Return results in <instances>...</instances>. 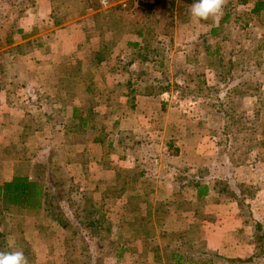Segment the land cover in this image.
Masks as SVG:
<instances>
[{"label": "crops", "instance_id": "crops-1", "mask_svg": "<svg viewBox=\"0 0 264 264\" xmlns=\"http://www.w3.org/2000/svg\"><path fill=\"white\" fill-rule=\"evenodd\" d=\"M233 1L223 0L221 13L206 21L194 22L189 15H186L183 22L175 20L177 32L169 42L171 44L174 42L172 48L175 49L178 44V34L186 36L187 41L180 43L183 47L180 51L185 53L186 63L194 65L198 62L187 55L189 49L194 47V40L200 36H214L212 33L214 30H218V35L225 30L223 26L236 25L238 21L236 8L228 4ZM241 2V8L251 12L244 13L253 16L248 20L253 19L252 23H255V15L261 14L264 9L255 12L258 2L256 0H241ZM53 8L52 0H40L36 9L29 8L28 14L21 17L19 22L24 33H31L32 36L18 41L14 37L13 43L0 48V52L5 55L7 53V56L0 55V66L7 65L8 69L0 72V183L11 181L16 174L37 179L36 171L39 165L37 163L47 162L49 158L45 152L53 150L54 154L50 161L60 162L58 159H61L64 165L73 168L75 176L88 177L90 184L96 183L91 191L97 190L100 181L105 182L107 188L116 186L120 171H125L129 176L139 169L143 172L144 169L147 170L146 174L150 173L149 171L156 174L153 179L151 178L153 186L146 185L149 191H154L157 196L162 192L168 194V197L176 194L178 192L176 166L182 161L184 164H191L187 162L189 161L187 154L191 153L188 150L192 148V141H205L206 145L210 139L209 133L205 132L206 129H201L200 136L194 134L193 129L190 128L192 125L188 119L189 115L182 114L179 107L161 103L160 97L166 92L161 94L145 92L143 82L132 77V72H120L121 68L118 64L127 60L122 59L125 56L122 49H118L117 52L114 47L115 49L110 51L117 53L118 58L114 56L108 60V57H104L99 60L98 52L101 49L94 52L96 40L92 38L84 22L79 24L75 19L54 24ZM175 17L177 19V16ZM44 21L48 23L46 28L43 27ZM178 25H181L180 33ZM233 28L236 29V26ZM238 30L239 34L242 33V38L246 31H249V22L239 26ZM50 35L51 38L48 37ZM38 36L43 37L40 45L34 46L25 54L9 55L10 48ZM249 39L251 37L248 34L246 40ZM127 40L124 37L120 38L116 47H126L129 42ZM243 41L238 39L236 47H240ZM87 46L91 47V52L87 50L89 49ZM208 52L210 51L206 50L205 54L208 55ZM71 58H77V63L78 60H82L83 65L87 62V69L83 67L81 75L74 77L78 83L76 88L71 84L66 86L69 77L62 80L60 74L53 71V67L56 69L62 63L66 67V59ZM113 60H118V67L113 66V72H110L112 75H106L108 85L102 87L100 81L103 78L98 69L108 66ZM199 60L203 59L200 57ZM98 63H101V66ZM11 64L14 66L19 64L20 72L11 73L9 71ZM132 65L133 61H129L128 67ZM134 81L137 82L134 83L136 88L133 86L135 91L130 92L132 91L130 83ZM251 92L248 91L247 95H252ZM58 96L64 98L53 99ZM98 116L104 118V123L99 122ZM176 140L181 149H178L179 153L173 154L167 144L176 143ZM254 142L256 143L253 145L261 146L259 141ZM106 147L110 149L105 150ZM211 154L212 151L202 160L208 161L213 157ZM165 161H168L167 167ZM87 164L88 167L85 168ZM236 168L238 172H242L240 182L256 186L254 198L250 199L246 194L244 205L251 203L254 215H260L261 221L264 222V154L261 155L258 151L250 155L247 153L239 155ZM161 169L166 172L162 173L164 176L162 185L159 182ZM84 187L77 191L81 193ZM138 191L143 190L138 189ZM196 191L195 187L190 191L193 192L192 198L195 199L190 202L197 205L196 208H191H195L192 210L195 214L186 211L184 219L170 215L165 222L170 228L164 230L173 231L172 233L178 231L188 233L190 229H199L195 235H191L192 230H190L188 236L182 238L187 241V245L191 242L195 246L196 242L197 248H200L199 250L195 248L194 254L188 256L186 244L184 246L180 244L179 248L182 247V251H179L178 258L181 254V264H248L240 261L253 257L258 251V243L254 238V227L247 221L248 217L243 213L242 206L234 200L223 198L219 200L213 191L200 200ZM252 205H255L256 209ZM205 208L207 210L203 212ZM11 209L9 207V211ZM19 211L26 214V210ZM30 212L38 216L40 213L43 214V208ZM9 215L18 216L16 213ZM24 217L28 221V216ZM151 219V223L156 224L154 218ZM124 223L120 222L119 226L123 227ZM160 235L161 233L156 232L153 236L158 243H161L162 235L161 237ZM153 259L157 261L154 254ZM177 262L178 259L174 258L166 264H177Z\"/></svg>", "mask_w": 264, "mask_h": 264}, {"label": "rangeland", "instance_id": "rangeland-1", "mask_svg": "<svg viewBox=\"0 0 264 264\" xmlns=\"http://www.w3.org/2000/svg\"><path fill=\"white\" fill-rule=\"evenodd\" d=\"M34 1L37 3L36 6L40 4V0H14V4L10 3L9 0H0V15L3 14L4 11L11 12L12 21L20 14L19 7H21L22 3L30 6ZM122 1H125V5L121 3ZM162 1L165 3L172 2L169 0ZM90 2H93V4H90L86 0L63 1V5L57 7L59 13L58 17L65 20V22L75 19L79 21V24L84 22L92 38L96 40L94 48L96 50H94V52L98 51L99 48H103V45L107 41L109 44L113 42L110 50L105 52L104 55V57H108V60L114 56L117 57V53L114 54L110 52L112 49L116 48L117 52L118 49H122L125 55L122 59H127L124 63L120 62L118 64V60H113L108 66L106 65L98 69L101 71L100 76L103 78L100 81L102 87L106 86V82H108L106 80L107 74L113 72V66L117 64L121 68L120 72H142L141 75L145 85L152 86L153 84L156 87V89H153L155 93H159L157 89L158 86L161 85L159 81L161 82L165 79H169L171 89L161 95V97L159 96L161 103L179 107L182 114L189 115L188 119L191 121L192 126L190 128L191 130L193 129V133L200 136L201 129H206L205 132L209 133L210 139L206 145L204 143L205 141H192V148L188 150V152L191 153L187 154L189 157V161L187 162L191 164H184V161H182L179 162L180 165L178 164L176 166L175 172L178 174L175 175V178L179 176V178L176 179L178 192L171 197H168V194L166 195L164 192L157 196L158 194H154V191H147L149 193L147 194L145 191L138 193L130 189L137 181L141 182V185H144L145 190H147L146 185L153 186L152 179L156 175L154 174L155 172L149 171L150 173L146 174L147 170L144 169L143 172H145V174H142V169H139L129 176L125 174V171H120L119 175H117L116 184L119 185L122 181H125L127 183L125 185H128L129 187L127 186V188L130 189L129 192H122L120 194L119 192L107 193L106 190L109 188L106 187V183L103 181L98 183L97 190L91 191L90 189H92L96 183L91 182L90 184V179H88V177L82 176L79 178L75 176L73 174V168L68 167L67 164L64 165L61 159L58 160L62 163L52 160L46 165L43 171L37 169L36 172H38V177H42L46 171L50 173L47 175L51 177L50 182H54L56 188L58 185L60 189L59 196L57 200L53 202V205L57 206L58 204L56 203H60L61 205L68 206L71 203L70 200L76 203H82L84 194L88 192L93 194L98 205L100 204L104 212H106L109 222L106 228L107 230L102 232V236H89V238H85L86 240L79 236L78 239L74 238L75 240L73 242L71 241L73 240L72 228L69 226L64 228L63 225L58 223V220H56L57 218H55L57 215L54 212V214H51V217H48L45 216L44 212L43 214L40 213V215L34 216L30 211H26L25 214V212H20L17 208H14L16 210L12 208L11 211H9V207L2 204L1 201L0 223H5V228L0 225V231L2 230L9 234L8 236L6 235L7 241L10 242L14 250H17L19 245H21L20 247L23 249L24 244H22V242L20 243L18 240L15 242L13 236L10 235V231L16 232L18 238H20V235L24 237L33 251L32 257L28 256L26 258L27 264H166L168 262H164V258L162 260L158 259V261L153 259V249L156 246L161 247V245L168 244L171 253L172 251L179 252L182 251V247L179 248L180 244L182 246L186 244L187 241L185 242V239L182 238L188 236V233L182 236V231L172 233L173 231H165L164 229L170 228L167 226L168 224H165L166 218L170 215L184 219L186 211L195 214L192 210H194L197 205L190 202L195 201V199L192 198L193 192H190L192 188H194V186L189 183L192 179V174L196 173L200 168L206 167L208 169V171L205 172L207 180L210 177H217L218 179L225 178V180L231 183V186L233 185L235 187L236 193L244 197L238 185L242 174V172L239 171V173L236 168L238 156L246 153L250 155L258 151H260L261 155L264 154V149L262 148L264 147V60H262L264 56V10L261 14L255 15L256 21L252 23L253 19L251 21L248 19L253 16L246 14L251 13L250 10L241 8V0H234L228 3L230 7L236 8V18L238 19V21L236 20V29L233 28L235 27L233 24H230L228 27L223 26L225 30L217 36H200L194 40V47L189 49V53L187 54L190 58L198 61L193 65L186 63L184 58L185 53L180 51L183 49L180 43L187 41L186 36L178 34V44L175 49L174 47L172 48L174 39L172 44L169 42L170 38L173 36L175 37V32H177V29H175L176 27L173 28L166 21L169 18V11H167L170 7L169 4L163 6L159 5L154 9L147 7L146 4H136L133 0H109L107 5H104L102 0H90ZM177 5L178 3L176 6ZM103 13H105V15ZM186 15H189L188 9L185 12L181 11L177 13L176 20L178 22H183L186 19ZM8 21L9 19L6 20V25H8ZM247 22H249V31H246L245 35L247 36L244 35L241 38L242 33L239 34L238 27ZM47 24L48 23L44 21L43 27L46 28L48 26ZM18 25L20 27V22ZM178 26V31L180 33L179 29L181 25ZM140 31H143L142 35ZM248 34L251 39L246 40ZM48 37L51 38V35ZM122 37H124L125 40L128 39L127 41L129 42L125 45L126 47L118 48L116 45H118ZM238 39L244 41L242 45L237 48L236 42ZM16 40H21L19 33L16 34ZM141 42L143 45H146L145 49L132 45V43ZM217 43H221L220 52L224 54V59L227 61L232 59L234 61L239 60L236 51L242 52L241 54L243 56H240V58H244L246 54L247 57L245 59L250 56V70L248 69L246 72H237L235 66L232 69V76L226 81H221L219 84V93L217 94L216 91L212 90V95L205 101L187 96L190 93H185L186 96H184L185 91L183 92L176 88L177 82L179 84H190L191 87H195L199 81L197 76H201V79L206 82L207 87H215L217 75L215 74L214 77L213 74L218 72L224 73V69L229 67V65H222V62L219 63V61H217L220 57L218 54H205L206 50H209V48L207 49L206 47L214 49ZM247 45H250L251 49ZM87 48L89 47L87 46ZM90 48L87 50L91 52L92 50H90ZM11 52H9V55H12ZM5 56H7V53ZM200 57L203 60H199ZM76 59L77 58L66 59L67 65L69 66L66 65L65 67L62 63L60 66H57L56 69L53 67V71L55 70L56 73L60 74L62 80L69 77L67 79L68 85L66 86L71 84V86L74 85L75 88L78 83L74 80V77H79L81 75L83 67L87 69V62L83 65L81 63L82 60H78L77 63ZM60 60L61 58L59 61ZM129 61H133L131 67H128ZM98 65L101 66V63H98ZM6 66L7 65H5V67ZM10 72H20V65L17 64L13 66L11 64ZM186 73L194 75L192 82L190 78L186 76ZM59 82L58 84L60 86L61 84ZM236 83H245L244 87L252 85L253 87L256 86L261 89L259 93L258 89H253L251 90V93H253L252 95L246 94L240 97V102L237 105V109H235L237 111L234 113L235 122L233 125L231 123V130H227L226 127L230 124L229 121L232 116H227L222 119L217 114V108L214 106L218 101L213 100V96L217 95L219 98H222L224 102H227L224 97H226V94L229 92L231 85H236ZM206 91L208 92V89H206ZM56 98L64 97L58 96L53 99ZM65 98L67 99V97ZM227 99L231 98L228 97ZM43 101L46 102L45 100ZM236 113L238 114L237 118ZM104 121L103 117L99 118L100 123H104ZM177 141L178 140H176V143L172 142V144H167L170 149L169 151H172L171 153L173 154L175 152V154L179 153L178 149H181L180 146L178 147ZM254 141H259L262 147L253 145L256 143ZM130 143L132 144V141ZM174 145L176 146L174 147ZM109 149L110 148H107L105 150ZM211 151L213 153L211 156L213 155V157L208 159V161H203V157L206 158ZM53 152V150L51 152H45L49 160H51L54 154ZM201 161L203 163H201ZM164 163L167 167L168 161ZM41 167L42 166H40V168ZM84 167L87 168L88 164ZM163 170L164 169H161V174L159 176L161 185L164 181L162 173H166ZM247 171L248 170H246V173L248 174ZM153 183L155 185V182ZM83 186H85L84 189L79 193L77 189L83 188ZM253 186L256 190V186ZM50 190L55 189L50 188ZM108 194H111L112 197H107ZM134 196L137 197V199H133ZM131 197L132 201L130 200ZM144 200L147 202L145 203ZM139 201L140 209L136 210L133 208V205L136 203L138 205ZM148 203L151 204V206L153 205V213L151 212V214H149L150 212L148 211ZM192 207L195 208L191 209ZM252 207L256 209L255 205H252ZM54 208L56 207L54 206ZM206 210L207 208H205L203 212ZM15 211H18V213ZM10 213H16L18 216H10ZM24 216H28V221ZM151 218H154L156 224L151 223ZM120 222H125V225L120 227ZM167 231L169 232L168 234ZM153 232L161 233V243L153 239ZM190 234H193V230ZM67 237L71 238L67 239ZM87 241L89 246H86L85 242ZM197 246L198 244H196V242L195 246H193L191 242L185 245L186 250L189 252L188 256L194 254ZM199 248H197V250H199ZM160 250L163 251L162 249ZM68 259L75 260V262L70 263Z\"/></svg>", "mask_w": 264, "mask_h": 264}, {"label": "trees", "instance_id": "trees-1", "mask_svg": "<svg viewBox=\"0 0 264 264\" xmlns=\"http://www.w3.org/2000/svg\"><path fill=\"white\" fill-rule=\"evenodd\" d=\"M63 1H68V0H52V3L54 5L53 14H52L54 24H60L62 21H65V20L60 19L58 17L59 13H58V8H57V7H59V5H63ZM86 1H88L90 4L91 3L93 4V2H90V0H86ZM9 2L14 4V0H9ZM192 2H193V0H177V1H172L169 3H165L162 0H158L155 4H146V5L149 8L155 9L159 5L163 6L165 4H167V5L169 4L170 7L167 10V11H169V18L166 21L169 23L170 26H172L174 28L175 27V20H176L175 16H176V14L181 12V11L185 12L187 9L189 10V7L192 4ZM177 3H178V5L176 6ZM9 6H11V5H9ZM29 8L31 10L36 9V2L34 1L32 3V5H30V6H27V4L22 3L21 7H19V13L20 14L17 15V17L12 21H11V19H12L11 18V12L4 11V13L0 15V21H1L0 22V48L5 47L6 45L13 43L14 39L16 38L17 33H19V35H21V38H27L28 36H32L31 33L30 34L24 33L23 29L21 27H19V25H18L20 18L28 14L27 10ZM262 9H264V2L260 0L256 4L255 12H257L258 10H262ZM9 10H10V8H9ZM103 14L105 15V13H103ZM7 19H9L8 25H6V23H5ZM217 31L218 30H214L212 32L214 36L217 35ZM171 33H170V35H171ZM140 34L142 35L143 31H140ZM42 40H43V37L38 36L36 38L29 40L28 42H24L22 44H18L16 46L10 48L8 52L12 51L11 52L12 55L25 54L26 52H28V50H31L34 46L40 45ZM111 45H113V42L109 44L108 41L103 45V48H101V50L98 52V59L99 60L104 59L105 52L110 50V48L112 47ZM132 45L136 46V47L139 46V47H141V49H145V47H146V45L139 44V43H132ZM220 49H221V46L219 43H217V46L213 50L209 49V51L211 53L218 54L220 57H219V59H217V61H219V63L222 62V65H229V67L224 69L225 70L224 73L223 72L216 73L217 79H216L215 87H207L206 82L201 79V76H199V77L197 76L199 81L195 87H191L190 84H188V85L179 84L177 82L176 88L180 89L183 92L185 91L184 94L190 93L187 96H189L193 99L198 98V99H202L203 101H205L208 99V97H210L212 95V90L216 91L217 94L219 93L218 92L220 90L218 88L219 84L221 83V81H226L227 79H229L232 76V69L235 66H236L237 72L238 71L239 72H246V71H248L249 68H251L250 56H249V58L245 59L247 57L246 53H244V54H246L244 56V58L243 57L240 58V56H243L241 54L242 52L236 51V54H238L239 60L234 61L232 59V60L227 61L224 59V54H221ZM210 52H208V54H210ZM3 54H5V53L0 52V55H3ZM256 63L258 64L257 61H256ZM0 68H1L0 72H3V71L5 72L6 71L5 69H7V66L5 67V66L1 65ZM9 71H10V69H9ZM141 74H142V72L132 73V77L138 78L140 81L144 82V79H142ZM186 76L190 78L191 82L193 81V79H194L193 74L186 73ZM154 81H156V80H154ZM169 81H170L169 79H165L161 82L159 81V83L161 85L158 86L157 89L159 90L160 94L167 92L171 89V83ZM134 83H137V82L134 81V82L130 83V87L132 88V91L130 90V92L135 91L134 88H136V87H135ZM244 84L245 83H236V85H233V86L231 85L229 92L226 94V97H224V99H226L227 102H224L223 99L219 98V96H217V95L213 96V100L218 101V103H216L214 106L217 108V111H218L217 114L222 119L224 117H227V116L228 117L232 116V118L229 121L230 124H228L226 127L227 130H231V127H232L231 123L233 125L235 122L234 113L237 111L235 109H237V105L240 102V97L243 95H246L248 93V91L253 90V89H258L259 90L258 93L260 92L261 88L259 89V87H256V86L253 87L252 85L244 87ZM143 85H144L145 92H154L155 93V91L153 89H156V87L153 84H152V86L151 85L147 86V85H145V82H144ZM133 86H134V88H133ZM206 89H208V92L206 91ZM159 93H156V94H159ZM184 96H186V94ZM228 97L231 99H227ZM235 104H236V108H235ZM237 117H238V114L236 113V118ZM236 122H237V120H236ZM50 162L51 161L48 160L45 163H40L38 165L39 171H43V169L46 167V165ZM40 166H42V167L40 168ZM207 171H208V169L206 167L200 168L196 173L192 174V179L189 181V183L192 186H194L195 189L197 190L196 193H197L198 199L202 200L205 196H207L210 193V191H213L215 194H217V196L219 197V200H220V198H223V199H230V200L237 201V202H239V204L241 203L243 213L248 217L247 221L250 222L254 227V230H255L254 238H255V241H257V243H258V246H257L258 251L256 252V254L253 257H250L247 259H242L240 262H245L248 264H264V222L261 221L260 215H258V216L254 215V212L252 211V208H251V203L244 205L245 200L247 199V198H245L246 194L249 195L250 199L254 198V196H255L254 186L248 185L245 182H239L238 185H239V187H240V189L244 195V197H243V196L236 193L235 187L233 185L231 186V183H229V181L225 180V178H219L218 179L217 177H214V178L210 177L207 180V177L205 174V172H207ZM45 174L42 175V177L41 176L38 177V175H37V179H34V180L30 179L29 176H27V175L16 174L11 181H8V182L6 181L3 183H0V201H1V203L10 207V208H17L19 210H26V211H34L36 209L43 208V212H44L45 216H48V217H51V214L54 212L57 215V217H55V218H57L56 220H58V223L63 225L64 228H67L68 226L72 228L73 240H71V241H73V242L75 239H78L79 236H81V238H84V239L89 238V236L90 237L91 236H102V232L107 230L106 228H107V225L109 222L107 219L106 212H104L103 207L100 204L98 205L97 201L94 199L93 194H90L89 192L87 194H84V197H83L84 199H83L82 203H80V202L76 203V202H73L70 200L71 203L68 206L61 205L60 203H56V204H58L57 206L53 205V202H55L57 200V197L59 196L58 194L60 192V189H59L58 185L56 188V185L54 182H50L51 177L47 176L50 173H47V171H46ZM142 174H143V172H142ZM177 174L178 173L176 172V175ZM178 178H179V176H176V179H178ZM140 183L141 182H139V181L135 182V185L134 186L131 185L132 187L130 189L135 190L138 193L141 192V191H138V189H141V190L145 191L147 194H149L147 192V191H149L148 186L146 188L147 190H145L144 185H141ZM125 184H127V183L125 181H122L121 184L116 185L112 188H109L106 191H107V193L119 192V194L122 192H129L130 189L127 188L128 185L126 186ZM50 188L55 189V190H50ZM126 189H128V190H126ZM135 196L133 197V199H137V197H135ZM107 197H112V195L108 194ZM107 197H106V199H107ZM130 200L132 201V197L130 198ZM144 202L146 203L147 201L144 200ZM54 206L56 208H54ZM133 208H135L136 210L137 209L139 210L140 209V201H139L138 205H137V203L135 205H133ZM152 209H153V205L151 206V204H149L148 205V211L150 212L149 214H151ZM54 210H57V211H54ZM0 225H2L5 228V226H4L5 223H2V224L0 223ZM108 228L111 229L110 227H108ZM196 230H199V229H193L194 235L196 233ZM189 231L190 230H188V234L190 233ZM153 233L155 234L156 232H153ZM16 234H17L16 232L10 231V235L13 236V240L15 242L18 240L20 243L22 242V244H24L23 249H21V247H20L21 245H19V248L17 250H22L24 252V255L26 258L28 256L32 257L33 251L31 249L30 245L25 241V239L22 235H20V238H18V236ZM186 234H187V231L182 232V236L186 235ZM6 235L8 236L9 234L7 232L2 231V230L0 231V251H2V252H8V251L14 250L12 248L10 242L7 241ZM182 236H181V238H182ZM70 238L71 237H67V239H70ZM85 243L87 246L88 241ZM160 249H162L163 251H161ZM153 251H154V257L157 261H158V259L162 260L164 258V261L170 262V261H173L174 258L175 259L177 258L178 259L177 264H181L182 255L180 254V256L178 258L179 252L172 251V253H171V249H170V246L168 244L161 245V247L156 246V247H154ZM68 261L70 263L75 262V260H71V259H68ZM229 261L235 262L234 260H229ZM30 264H32V263H30ZM33 264H35V263H33Z\"/></svg>", "mask_w": 264, "mask_h": 264}, {"label": "clouds", "instance_id": "clouds-1", "mask_svg": "<svg viewBox=\"0 0 264 264\" xmlns=\"http://www.w3.org/2000/svg\"><path fill=\"white\" fill-rule=\"evenodd\" d=\"M223 8V0H193L189 7V17L194 22L217 17ZM0 264H27L22 250L0 251Z\"/></svg>", "mask_w": 264, "mask_h": 264}, {"label": "built area", "instance_id": "built-area-1", "mask_svg": "<svg viewBox=\"0 0 264 264\" xmlns=\"http://www.w3.org/2000/svg\"><path fill=\"white\" fill-rule=\"evenodd\" d=\"M104 5H107L109 3V0H102ZM136 4H155L158 0H133ZM169 1H177V0H169ZM264 1V0H261ZM123 5H125V1L121 2Z\"/></svg>", "mask_w": 264, "mask_h": 264}]
</instances>
